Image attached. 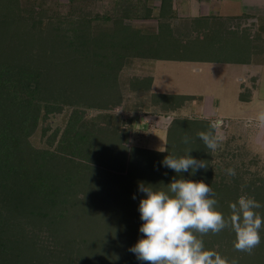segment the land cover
<instances>
[{
	"label": "trees",
	"instance_id": "1",
	"mask_svg": "<svg viewBox=\"0 0 264 264\" xmlns=\"http://www.w3.org/2000/svg\"><path fill=\"white\" fill-rule=\"evenodd\" d=\"M75 1L68 0L69 11L54 8L50 15L48 9L38 8V12L46 16L43 28L47 27L53 37L60 39L58 44H53L54 40L44 42L50 46L52 56L49 60L52 63L46 67L59 68L53 75V83L50 82L52 87L47 89L45 85L49 81H44L36 67L25 62L0 61V264H144L129 251L139 239L145 238L139 232L143 221L138 224L135 218L140 215L139 201L146 198L138 191L140 182L167 191L165 186L173 179L203 181L215 193L212 198L218 201L216 208L225 218L230 215L229 205L243 194L249 197L261 194L262 199L255 200L264 205V178L256 173L249 182L252 185L243 181L241 184L239 174L230 184L216 183L212 179L211 151L198 138V133L209 130V120L174 118L167 130V152H160L129 148L126 133L109 115L102 118L108 125L106 128L97 124L94 129L84 123L79 114L81 106L110 110L120 105L122 90L118 75L129 58L210 60L217 49L207 51V47H201L206 51L192 52L187 48L190 45L213 47L214 42H220L216 23L179 20L167 15L161 3L155 30L142 33L124 19L116 17L113 20L108 16H101V21L102 24L110 22L111 26L98 30L92 23L94 19H85L80 10L75 9ZM143 1L140 9L129 11L136 12L133 14L136 18L154 16L152 6L147 0ZM17 10L13 8V11L6 12L5 5H0V35L7 34L13 18L32 25V17ZM140 11L144 13L140 14ZM122 13L126 18H132L124 10ZM33 17L37 23L42 18ZM30 31L17 38L15 41L19 43L16 44L32 40L34 35ZM198 33H201L199 38L196 37ZM64 71L67 73L61 74ZM68 82H71V93L65 97ZM150 83L148 78L144 87L133 90L147 91ZM161 96H171L174 100L166 107L163 105L165 110L179 107L175 100L180 97ZM61 99L63 105H69L72 110L59 139L55 140L57 132H53L47 138L48 148L33 147L29 137L44 115L61 109ZM45 132L46 129L42 128V134ZM185 136L190 138L189 144L182 142ZM188 150H192L191 157L207 161L208 167L195 174L189 170L178 175L163 166L166 155L181 157ZM97 162L105 164L101 172L91 165ZM125 166L130 172L121 175ZM225 193L229 195L224 199ZM103 204L107 207L114 205L108 210L120 217L121 225L116 223L117 230H107L114 235L113 238L106 235L107 238L99 239L100 235L94 237L79 232L83 230L79 228L80 219L87 221L82 223L83 226L98 225L96 216L101 215L99 220L104 218ZM256 211L264 217V207ZM72 222H75L72 234H78L70 238L67 233L71 230L66 226L72 227ZM131 229L134 231L130 236L127 231ZM82 234L87 239L73 240ZM260 236L261 243L252 254L234 249L235 234L231 229L218 235L209 233L203 241L206 250L218 252L230 264L232 260L238 264H264V227ZM64 239H69L66 248L68 243L63 244ZM82 244L87 246L84 252L88 251L89 255H82ZM74 254H77L76 258Z\"/></svg>",
	"mask_w": 264,
	"mask_h": 264
},
{
	"label": "rangeland",
	"instance_id": "2",
	"mask_svg": "<svg viewBox=\"0 0 264 264\" xmlns=\"http://www.w3.org/2000/svg\"><path fill=\"white\" fill-rule=\"evenodd\" d=\"M0 3L5 5L6 12L13 11V8H15L18 9L17 12L24 13L25 11L32 17L30 18L32 25H29L28 21L11 19L12 25L7 29L6 36L0 35V61L12 63L25 62L28 65L36 67L40 71L42 78L44 77V81H49L45 85L47 89L52 87L50 82L53 83V75L57 73V69L59 68L49 69L46 67V65L49 67L52 63V61H49L52 59V56L50 46H46L44 42L54 40L53 44H58L60 39L53 37L47 27L43 28L46 16H42L38 12V8L41 6L48 9L49 13L47 12V14L49 15L54 8H58L59 11L63 12L69 11L68 0H0ZM144 3L143 0H76L74 2L75 9L80 10L82 17L94 19L92 23H95L98 30L111 26L110 22L102 24L101 21V16H108L113 20L116 17L122 18L131 27L141 30L142 33H148L152 29L155 30L157 26L156 19L159 18L157 10L152 11L154 16L147 18H136V16H133L136 12L129 11V9L134 8L136 10L140 9ZM122 10L128 15H132V18H126ZM143 13L140 11V14ZM33 16L42 18L37 23V19ZM42 28L43 30H41ZM29 30L34 35L33 39L29 40L26 44H16L19 41L15 40L27 35ZM196 37H201V33H198ZM46 39L49 40L46 41ZM214 44L215 46L213 47L210 45L197 47L196 45H190L187 49L192 52H205L206 48L201 47H207V51L215 49L219 51L222 46L217 44V42H214ZM243 67L242 65L232 64L132 57L125 62L118 75L119 86L122 90L120 105L111 107L110 110H102L93 106L90 108L81 106L78 108L79 114L83 118L84 123L89 124L94 129L95 127L97 128V124L102 125L100 126L101 128H106L108 125L103 122L102 118L109 115L113 118L115 125L126 133L125 138H127V146L129 148L136 147L160 152L166 148L169 118L171 120L174 118H188L195 121L209 120L210 123L219 120L221 122L220 133L223 136V140L216 151H211V177L216 183L223 181L220 183L230 184L232 183L231 180L239 174L241 184L243 182L249 184L253 179L251 178L252 175L255 173L264 178V124L258 119L259 114L264 113V76L261 79L259 87H250L247 90L249 93L252 92V100L246 101V99H243L246 98L243 95L248 93H240V91H246L240 90V80L238 78L241 77L239 74L244 69ZM66 73L64 71L61 74ZM148 75L153 77V82L150 83L148 90H142V92L133 90L144 87L148 78L152 80ZM66 86V91H64L66 93V95L64 94L65 97L71 93V82H68ZM54 95L57 96L58 93ZM161 95H176L180 97V99L176 98L175 100L179 104V107L174 106L175 108L165 110L164 106L166 107L173 99H171V96L166 98ZM184 96L192 98H182ZM62 99L65 100V98ZM62 99L61 109L58 112L44 115V119L39 122L38 127L29 137V142L33 147L48 148L47 138L53 132H57L55 140L59 139V135L65 127L72 110L69 105H63ZM56 100H59V97ZM42 113L43 111L41 115ZM42 128L46 129L45 134H42ZM91 165L97 167L99 172H101L104 170L105 164L97 162ZM127 166H125L124 171L122 170L121 175L130 172ZM229 168L235 169L236 175L234 177L227 175L226 169ZM222 177L224 178L220 179ZM228 195V193H225L224 199ZM260 196L262 195L258 194L254 198L260 201L262 199ZM106 207L107 205L102 207L104 218L99 220L101 215L96 216L98 218V225L86 227L82 223H87V221L80 219L79 228L83 230L79 232L84 231L83 233L87 232L94 237L100 235L99 239L103 236L107 238L106 235L111 236L107 230L112 228L117 230L116 223H119L120 217L117 213L112 212V210H108L113 208L114 205ZM105 210L106 213L103 214ZM259 213L262 215L261 212ZM135 218L139 224L141 222L140 215L135 216ZM71 225L72 227L66 226L67 230H71L67 233L70 238L78 234H72L75 222H72ZM76 230L75 232H77ZM132 231L134 230L127 231L130 236L132 235ZM113 236L111 237L113 238ZM84 237L87 239L85 234L77 235V238L73 240L81 241ZM66 242L68 243L69 239L62 241L63 244ZM50 245L52 247V243ZM68 245L69 243L65 245V248ZM81 246L82 255H89L88 251L84 252L87 246L85 244ZM74 255L76 258L77 254Z\"/></svg>",
	"mask_w": 264,
	"mask_h": 264
},
{
	"label": "clouds",
	"instance_id": "3",
	"mask_svg": "<svg viewBox=\"0 0 264 264\" xmlns=\"http://www.w3.org/2000/svg\"><path fill=\"white\" fill-rule=\"evenodd\" d=\"M264 124V113L259 114ZM174 121L169 118V126ZM221 122L213 121L209 130L198 133V138L210 151H216L223 140L220 133ZM183 143L191 142L188 136ZM167 152V149H165ZM181 157L166 155L162 164L176 174H195L206 169L208 162L189 155ZM229 176H235V169H226ZM167 191L157 187L138 184V191L146 198L139 201L138 211L143 221L139 232L145 238L139 239L129 251L144 264H230L218 252L206 250L203 237L209 233L218 235L225 229L235 234L234 249L252 254L261 243L260 230L264 227V217L257 209L264 207L254 197L241 195L229 205L230 215L217 210L218 201L212 188L203 181L194 182L183 178L173 179ZM133 199L136 197L133 196ZM231 264H238L232 260Z\"/></svg>",
	"mask_w": 264,
	"mask_h": 264
},
{
	"label": "crops",
	"instance_id": "4",
	"mask_svg": "<svg viewBox=\"0 0 264 264\" xmlns=\"http://www.w3.org/2000/svg\"><path fill=\"white\" fill-rule=\"evenodd\" d=\"M153 10L165 6V13L179 20L216 23L217 42L222 47L210 60L192 62L244 66L240 93L251 101L249 88L259 87L264 76V0H147ZM230 44V45H229ZM215 54V55H214ZM225 57V58H224ZM236 75V76H239ZM151 82H153V77ZM152 85V84H151ZM248 95V96H247Z\"/></svg>",
	"mask_w": 264,
	"mask_h": 264
}]
</instances>
